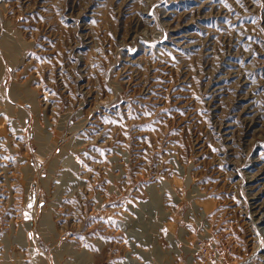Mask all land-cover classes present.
Wrapping results in <instances>:
<instances>
[{
    "label": "rangeland",
    "instance_id": "obj_1",
    "mask_svg": "<svg viewBox=\"0 0 264 264\" xmlns=\"http://www.w3.org/2000/svg\"><path fill=\"white\" fill-rule=\"evenodd\" d=\"M0 264H264V0H0Z\"/></svg>",
    "mask_w": 264,
    "mask_h": 264
}]
</instances>
